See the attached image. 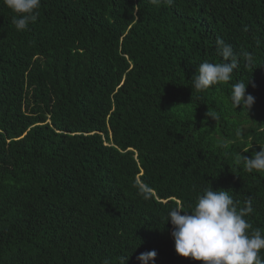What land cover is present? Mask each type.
Masks as SVG:
<instances>
[{
  "label": "trees",
  "instance_id": "trees-1",
  "mask_svg": "<svg viewBox=\"0 0 264 264\" xmlns=\"http://www.w3.org/2000/svg\"><path fill=\"white\" fill-rule=\"evenodd\" d=\"M38 12L18 31L0 0V264H140L150 251L148 264H202L175 252L167 217L206 188L238 209L250 199L245 219L264 234V171L243 160L264 147V0H41ZM217 39L239 66L192 90L202 62H222ZM240 81L248 114L229 99Z\"/></svg>",
  "mask_w": 264,
  "mask_h": 264
},
{
  "label": "clouds",
  "instance_id": "clouds-1",
  "mask_svg": "<svg viewBox=\"0 0 264 264\" xmlns=\"http://www.w3.org/2000/svg\"><path fill=\"white\" fill-rule=\"evenodd\" d=\"M4 3L16 14L12 21L16 30H26L30 23L37 21L41 0H4ZM150 3L158 5L161 0H150ZM216 48L222 62H202L191 79L192 90L205 91L210 86L232 79L234 70L239 66L237 54L223 39L216 40ZM243 56L251 66L253 57L247 52ZM248 83L240 81L233 84L229 97L235 109L243 106L247 114L255 102L252 95H246ZM237 135H240L239 131ZM243 160L249 173L264 171V147H260L250 158L243 157ZM252 212L250 199L245 207L238 209L229 191L204 189L197 197L192 212L174 208L168 213L167 222L170 221L174 229L172 237L175 252L180 257L191 258L202 264H264V257L261 256L264 234L258 228L253 229L252 224L245 219ZM156 255L155 251L142 253L138 260L140 264H148ZM127 261L128 258L120 257L119 264H127Z\"/></svg>",
  "mask_w": 264,
  "mask_h": 264
}]
</instances>
